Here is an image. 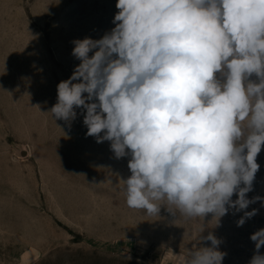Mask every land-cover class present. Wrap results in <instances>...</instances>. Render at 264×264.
Masks as SVG:
<instances>
[{"label": "clouds", "instance_id": "clouds-1", "mask_svg": "<svg viewBox=\"0 0 264 264\" xmlns=\"http://www.w3.org/2000/svg\"><path fill=\"white\" fill-rule=\"evenodd\" d=\"M115 6L110 31L72 41L80 63L57 85L53 119L70 123L80 109L87 136L130 157L120 180L130 208L218 221L233 210L243 226L258 212L250 204L264 206L247 197L264 146V0ZM200 239L210 246L190 249L182 264H222V241ZM250 239L248 264H264V228Z\"/></svg>", "mask_w": 264, "mask_h": 264}, {"label": "rangeland", "instance_id": "rangeland-1", "mask_svg": "<svg viewBox=\"0 0 264 264\" xmlns=\"http://www.w3.org/2000/svg\"><path fill=\"white\" fill-rule=\"evenodd\" d=\"M116 2L0 0V264H182L210 246L200 239L209 232L222 241V264H248L250 236L264 228L261 201L240 227L243 212L233 210L218 221L130 208L120 181L130 157L87 136L80 109L70 123L49 112L80 63L72 41L110 31ZM257 163L249 199L264 197V146Z\"/></svg>", "mask_w": 264, "mask_h": 264}]
</instances>
